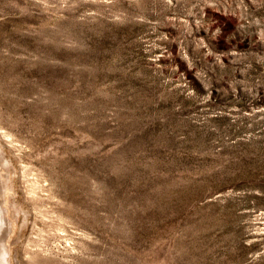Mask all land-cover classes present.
Here are the masks:
<instances>
[{"label": "rangeland", "instance_id": "obj_1", "mask_svg": "<svg viewBox=\"0 0 264 264\" xmlns=\"http://www.w3.org/2000/svg\"><path fill=\"white\" fill-rule=\"evenodd\" d=\"M0 225L3 264H264V0H0Z\"/></svg>", "mask_w": 264, "mask_h": 264}, {"label": "bare ground", "instance_id": "obj_2", "mask_svg": "<svg viewBox=\"0 0 264 264\" xmlns=\"http://www.w3.org/2000/svg\"><path fill=\"white\" fill-rule=\"evenodd\" d=\"M15 76V75H14ZM12 77V76H11ZM3 184V183H2ZM2 188V187H1ZM4 189V188H3ZM2 190V189H1ZM3 209V208H2ZM3 212V211H2ZM2 212H1V214H2ZM3 216V215H2ZM4 218V217H3ZM2 218V219H3ZM2 221H4V220H2ZM2 225V224H1ZM1 225H0V227H1ZM5 226V225H4ZM3 226V227H4ZM2 229V228H1ZM3 230V229H2ZM8 230V229H7ZM0 234H1V232H0ZM2 238V237H1ZM5 242V241H4ZM4 243H3V239H2V241H1V245H3ZM2 247V249L3 248H5L6 246H5V244L3 245V246H1ZM7 248V247H6ZM1 250V249H0ZM6 250V249H5ZM5 250H4V252H5ZM2 252H3V250H1ZM2 252H1V254H2ZM7 253V252H6ZM4 255H5V253H3ZM9 254V253H8ZM1 257H0V264H3V262L2 261H5V262H7L6 260H3L4 258H5V256H7V255H5V256H3V255H0ZM2 257H4L3 259H2ZM10 257V256H9ZM8 257V258H9ZM6 259V258H5ZM13 260V259H12ZM5 262H4V264H5ZM9 262V261H8ZM9 264V263H8Z\"/></svg>", "mask_w": 264, "mask_h": 264}]
</instances>
